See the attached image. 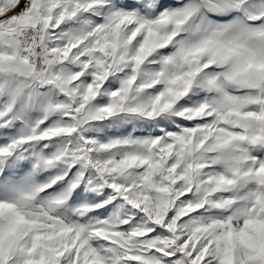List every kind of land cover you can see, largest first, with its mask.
Returning <instances> with one entry per match:
<instances>
[{
	"label": "snow or ice",
	"instance_id": "1",
	"mask_svg": "<svg viewBox=\"0 0 264 264\" xmlns=\"http://www.w3.org/2000/svg\"><path fill=\"white\" fill-rule=\"evenodd\" d=\"M0 264H264V0H0Z\"/></svg>",
	"mask_w": 264,
	"mask_h": 264
}]
</instances>
